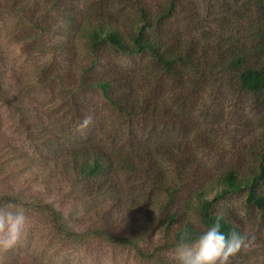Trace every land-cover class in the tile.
<instances>
[{
	"label": "trees",
	"instance_id": "1",
	"mask_svg": "<svg viewBox=\"0 0 264 264\" xmlns=\"http://www.w3.org/2000/svg\"><path fill=\"white\" fill-rule=\"evenodd\" d=\"M8 16L16 33L8 31ZM3 22L0 102L20 130L49 122L22 91L32 75L37 84L66 92L73 121L89 110L81 96L94 93L117 125L100 128L101 137L60 142L41 172L48 176L36 185L27 179L33 161L0 131V207L23 206L62 241L115 243L142 261L159 262L218 218L222 231L245 234L239 216L223 204L228 196L240 195L264 216V0H0ZM5 34L22 55L43 60L24 74L3 69ZM132 57L147 62L123 67L114 60ZM224 100L235 111L251 108L253 116L220 109ZM168 126L179 127L180 137L153 138ZM244 129L258 132L250 147L236 142L231 155L244 151L247 163L209 168L197 159L200 147L221 143L218 135L231 141ZM122 136L125 145L117 142ZM120 174L146 196L121 192ZM65 195L104 210L83 213L75 225L59 208ZM118 214L127 217L119 225ZM6 252L0 264H33Z\"/></svg>",
	"mask_w": 264,
	"mask_h": 264
},
{
	"label": "rangeland",
	"instance_id": "2",
	"mask_svg": "<svg viewBox=\"0 0 264 264\" xmlns=\"http://www.w3.org/2000/svg\"><path fill=\"white\" fill-rule=\"evenodd\" d=\"M10 16L6 17L7 21ZM6 21V22H7ZM10 23H12L10 25ZM15 21L9 20L7 24L10 32L16 33L18 28L14 26ZM4 27L3 24H0ZM7 29V28H6ZM5 33V32H4ZM5 41H2V48L6 50L8 55L7 66L3 69L8 68L11 72H20L24 74L30 70L28 66L33 67L39 61L43 59H37L33 55H22L19 48L15 45V40L5 34L3 37ZM2 39V36L1 38ZM120 66L130 67H142L146 64L147 59L145 57H132V58H115L114 59ZM48 83L41 85L37 84L33 78V75L27 80L22 86V91L26 96H29L30 101H34L35 105H39L43 112L44 121L47 122L45 125L41 123L36 124L37 129H33L34 132L23 131L19 129V124L14 118H12L10 111L0 102V131L8 132L10 139L18 143V147L22 148V158L30 159L35 168L28 176V180H32L36 185V180L41 177L48 176V172L41 173L43 168H46L48 161L52 159L55 154V150H58V144L66 140H83L88 135L102 136L100 128H105L107 131L114 130L117 125L116 121L112 116H108V110L103 106L102 101L99 99L97 94L87 93L81 96V105L88 107L89 110L82 109V115L85 119L80 121H73L70 108L67 106L65 101L66 92L58 91L56 87H47ZM229 100V99H225ZM220 105V109H227L228 113L233 111L235 117L244 116L249 118L253 116L250 109H239L235 111L227 105L226 101ZM33 104V105H34ZM91 108V111H90ZM34 112V111H32ZM90 113V116H89ZM41 118V117H40ZM38 119V118H37ZM32 120V117H29ZM163 129L162 133L160 130ZM55 130H61L62 135H54ZM249 131V134H247ZM180 128L173 127H160L156 135L153 134V138H175L180 137ZM258 131L253 132V129L243 130L241 134H237L234 140L227 136L218 135V145L215 144L211 147L199 148L197 151V159L205 163L209 168L218 167L230 160L235 163L238 160H242V163H247L250 159L249 155L244 151L237 150L235 156L231 155V152L235 150V143L240 148L250 147L248 145L252 136ZM122 134V133H120ZM119 134V135H120ZM59 136L61 139H59ZM124 136V135H123ZM121 137L117 142L125 145L127 137ZM221 137V138H220ZM152 140V139H151ZM233 140V142H232ZM104 142V139H103ZM238 143L242 145H238ZM126 148V147H125ZM233 148V150H232ZM25 155V156H24ZM23 158V159H24ZM24 159V160H25ZM119 190L126 194H135L146 196L145 193L138 191L135 188L134 179L126 175H119L118 177ZM55 189L54 182L50 180ZM42 183V182H41ZM1 190V189H0ZM60 201L59 208L65 210L67 219L69 222L77 225L79 222L80 215L83 213H91L95 210L103 211L101 203L93 202L87 204V202H78L76 197L65 195ZM100 199L99 201H101ZM229 209L244 223L245 234L255 236V244L252 248L241 249L240 253L237 252L238 256L243 255V259L234 261L230 258V264H264V216L259 215L260 213L256 210L249 209L243 198L240 195L228 196L223 201ZM95 209V210H94ZM96 212V211H95ZM27 223L22 233L20 240L10 248H4L0 246V262L6 251L12 249L15 256L25 255L28 258L33 259L34 262L39 264H178L176 258V249L165 252L159 261H142L136 257V255L127 247L119 246L115 243L109 242H95L88 246H82L78 243L69 241H62L56 236L52 235L48 231L45 223L42 220L35 218L33 215L26 213ZM122 222L120 219H114L115 224H121L127 218L123 214ZM79 218L78 220H76ZM114 218V217H113ZM7 259V257H6ZM243 262V263H241Z\"/></svg>",
	"mask_w": 264,
	"mask_h": 264
},
{
	"label": "clouds",
	"instance_id": "3",
	"mask_svg": "<svg viewBox=\"0 0 264 264\" xmlns=\"http://www.w3.org/2000/svg\"><path fill=\"white\" fill-rule=\"evenodd\" d=\"M27 223L23 206L0 207V246L13 247L21 238ZM255 236L233 229L222 231L220 218L192 238L182 239L176 247L178 264H230V258L241 249L252 248Z\"/></svg>",
	"mask_w": 264,
	"mask_h": 264
}]
</instances>
